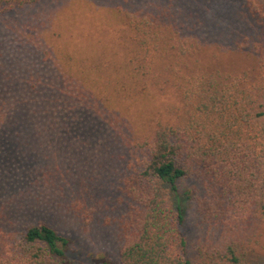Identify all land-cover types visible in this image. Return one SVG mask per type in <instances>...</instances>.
Masks as SVG:
<instances>
[{
    "label": "rangeland",
    "instance_id": "374dc122",
    "mask_svg": "<svg viewBox=\"0 0 264 264\" xmlns=\"http://www.w3.org/2000/svg\"><path fill=\"white\" fill-rule=\"evenodd\" d=\"M127 8L161 13L181 36L194 38L192 65L256 77L264 0H37L0 9V252L2 243L44 222L69 239L57 263L119 264L122 181L142 156L130 142L180 112L177 96L157 87L112 95L107 109L94 99L124 61ZM79 84L89 96L77 92ZM39 102L52 107L45 111ZM178 186L187 256L228 264L213 253L228 242L240 264H264V219L204 221L195 205L196 191L204 193L199 178Z\"/></svg>",
    "mask_w": 264,
    "mask_h": 264
},
{
    "label": "trees",
    "instance_id": "16d2710c",
    "mask_svg": "<svg viewBox=\"0 0 264 264\" xmlns=\"http://www.w3.org/2000/svg\"><path fill=\"white\" fill-rule=\"evenodd\" d=\"M36 1L0 0V9ZM122 11L125 58L94 99L107 109L112 95L132 97L157 87L177 96L180 112L175 121L158 119L149 136L130 142L142 156L122 181L126 205L119 223V264H197L186 252L180 179L199 178L204 193L196 191L195 205L204 221L264 219V59L253 81L246 72L194 66V38L181 36L161 13ZM89 90L79 84L77 92L89 96ZM68 99L65 95L62 100ZM39 104L45 111L52 107ZM68 245L66 236L40 222L13 243H2L0 264L57 263ZM213 253L228 264H240L231 243L215 247Z\"/></svg>",
    "mask_w": 264,
    "mask_h": 264
}]
</instances>
